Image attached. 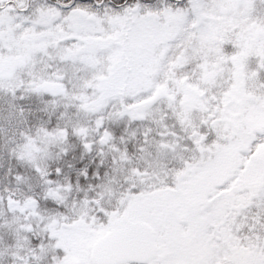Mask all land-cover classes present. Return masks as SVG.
I'll use <instances>...</instances> for the list:
<instances>
[{
  "label": "snow or ice",
  "instance_id": "obj_1",
  "mask_svg": "<svg viewBox=\"0 0 264 264\" xmlns=\"http://www.w3.org/2000/svg\"><path fill=\"white\" fill-rule=\"evenodd\" d=\"M0 264H264V0H0Z\"/></svg>",
  "mask_w": 264,
  "mask_h": 264
}]
</instances>
